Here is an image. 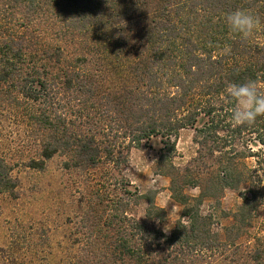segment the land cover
<instances>
[{
  "label": "trees",
  "instance_id": "obj_1",
  "mask_svg": "<svg viewBox=\"0 0 264 264\" xmlns=\"http://www.w3.org/2000/svg\"><path fill=\"white\" fill-rule=\"evenodd\" d=\"M236 8L261 20L248 41L225 25V14ZM133 22L147 25L137 33L147 41V57L121 75L128 87L105 89L97 54L110 56L120 46L113 32ZM248 79L264 87V0H0V107L36 135L38 158L28 167L43 170L57 155L67 171L109 166L107 184L92 191L95 203L83 218L77 263L177 264L186 258L182 264H216L230 248L238 255L234 264H264V230L251 238L253 246L238 243L264 207V117L233 127L225 91L229 82ZM184 129L194 130L201 159L203 151L217 154L215 167L192 168L197 157L185 167L173 165ZM153 137L162 145L156 173L170 179L171 199L182 206L169 235L160 228L166 213L154 196L139 194L120 174L130 151ZM236 141L244 150H235ZM252 142L261 146L257 152L245 148ZM248 157L257 158L251 172L243 162ZM10 170L0 157V195L15 188ZM240 185L246 191L220 240L201 206ZM186 187H197L198 196L184 193ZM140 201L144 220L128 215Z\"/></svg>",
  "mask_w": 264,
  "mask_h": 264
},
{
  "label": "rangeland",
  "instance_id": "obj_2",
  "mask_svg": "<svg viewBox=\"0 0 264 264\" xmlns=\"http://www.w3.org/2000/svg\"><path fill=\"white\" fill-rule=\"evenodd\" d=\"M133 23L122 31L113 32V43L120 46L112 47L110 56L103 57L101 51L97 52L100 60V80L105 89L128 87L124 85L121 75L129 76L130 70L138 63L137 60L147 57V41L138 35L139 30L146 29L147 25ZM92 47L91 50L94 51ZM120 48L123 53H118ZM194 134L192 129L180 131L175 141L176 155L172 160L173 165L185 167L197 157L198 161L192 168L197 166L202 169L199 166L203 162L207 166L215 167L217 154L210 157L203 151L201 159L197 154L198 147L193 142ZM35 136L34 131L21 117L7 107H0V157L10 167V176L15 184L13 190L0 195V264H82L77 263V260L81 258L80 249L85 241L82 236L85 230L83 218L95 203L92 191L98 188V183L107 184L109 166L100 164L92 169L81 167L67 171L63 169L64 157L57 155L46 161L43 170L31 169L27 163L32 158H38V141ZM161 148V138L153 137L146 146L132 149L128 164L121 168L120 174L139 194L154 196V204L166 213V221L160 228L169 235L181 217L182 206L171 199L170 179L156 173ZM234 148L238 152L244 150L239 141L234 143ZM245 148L257 152L261 146L252 142ZM245 152L248 153V150ZM256 160L257 158L248 157L243 161L249 172L254 169ZM246 188L247 185H240L236 190H224L217 198L204 199L201 213L213 217L212 230L219 234L220 240H225L223 229L232 225L231 214L241 203V195ZM184 193L197 197L199 189L186 187ZM145 208L146 203L140 201L130 209L128 215L144 220ZM259 210L257 223L238 242L243 246H253L254 241L251 238L264 230V207ZM223 254L216 264H234L232 261L238 260L234 249L229 248ZM186 260L185 258L177 264ZM211 262L212 260L207 264ZM196 264L202 263L200 261Z\"/></svg>",
  "mask_w": 264,
  "mask_h": 264
},
{
  "label": "clouds",
  "instance_id": "obj_3",
  "mask_svg": "<svg viewBox=\"0 0 264 264\" xmlns=\"http://www.w3.org/2000/svg\"><path fill=\"white\" fill-rule=\"evenodd\" d=\"M224 22L230 33L248 41L253 37L261 25V20L242 8H236L225 14ZM230 54V47L224 49ZM226 95L232 107L230 122L233 127L252 126L257 119L264 117V87L254 79L243 83L229 82L226 86Z\"/></svg>",
  "mask_w": 264,
  "mask_h": 264
}]
</instances>
